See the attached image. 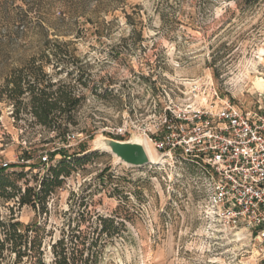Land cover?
<instances>
[{
	"label": "rangeland",
	"instance_id": "374dc122",
	"mask_svg": "<svg viewBox=\"0 0 264 264\" xmlns=\"http://www.w3.org/2000/svg\"><path fill=\"white\" fill-rule=\"evenodd\" d=\"M19 77L61 90L53 100L75 101L74 136L57 139L37 122L30 92L11 91ZM260 81L264 0L251 8L235 0H0V167L24 171V191L64 154L88 155L71 164L45 210L0 196V216L42 228L46 264H55L51 246L63 236L68 246L95 239L97 264H264L249 239L206 218L201 180L185 161L152 147L155 162L129 167L95 145L129 141L165 107L204 104L213 90L249 107L264 92ZM67 114L54 115L64 122ZM102 219L109 234L100 233Z\"/></svg>",
	"mask_w": 264,
	"mask_h": 264
},
{
	"label": "built area",
	"instance_id": "2783aa9c",
	"mask_svg": "<svg viewBox=\"0 0 264 264\" xmlns=\"http://www.w3.org/2000/svg\"><path fill=\"white\" fill-rule=\"evenodd\" d=\"M209 96L190 110L165 107L137 136L162 158L175 157L195 169L206 218L226 236L249 239L264 261V92L249 107L217 90Z\"/></svg>",
	"mask_w": 264,
	"mask_h": 264
},
{
	"label": "trees",
	"instance_id": "16d2710c",
	"mask_svg": "<svg viewBox=\"0 0 264 264\" xmlns=\"http://www.w3.org/2000/svg\"><path fill=\"white\" fill-rule=\"evenodd\" d=\"M235 1L251 8L261 0ZM24 81L27 83V87H24ZM12 83L13 88L11 91L17 98L23 96L26 92H30L32 95L30 107L37 122L51 131H56L57 139L68 141V137L71 135L69 128L74 122L72 111L76 108L75 101L73 102L68 97L66 100L51 99L54 93L63 94L61 90L50 91L52 84H48L41 89L39 83L28 82L22 77L13 80ZM17 107L18 113L20 106L17 105ZM56 112L68 113L64 122L54 115ZM55 152H58V150L54 151L53 155L56 154ZM84 152L85 150L70 156L64 154L63 158L57 164L52 165L48 173L42 176L38 188L27 186L24 191H22L21 186L17 185V181L24 178L25 172L8 173V168L0 167V196L6 197L8 200L17 198L19 207L31 206L36 209L39 205H42L43 210H45L47 199L55 188L61 185L62 176L70 175L71 164H82L87 160L88 155H82ZM26 158L24 157L27 161L31 159V157ZM29 168L32 169V165ZM10 189L14 193L9 191ZM102 222L100 233H106L108 232L105 225L107 221L102 219ZM41 231L42 228L37 224L24 226L14 216L10 218L0 216V264H46ZM74 237L75 239L81 238L80 235ZM88 243L87 239L83 238L79 244L73 243L74 246H68L66 237L63 236L51 246L55 264H97L99 254L94 250L96 247L95 239L89 245H87Z\"/></svg>",
	"mask_w": 264,
	"mask_h": 264
},
{
	"label": "water",
	"instance_id": "95a60500",
	"mask_svg": "<svg viewBox=\"0 0 264 264\" xmlns=\"http://www.w3.org/2000/svg\"><path fill=\"white\" fill-rule=\"evenodd\" d=\"M99 143L103 147L99 146ZM97 148L104 149L112 153L118 162L129 167H143L151 165V161L145 145L139 142L135 136L129 141H120L112 138H103L95 142Z\"/></svg>",
	"mask_w": 264,
	"mask_h": 264
},
{
	"label": "bare ground",
	"instance_id": "6f19581e",
	"mask_svg": "<svg viewBox=\"0 0 264 264\" xmlns=\"http://www.w3.org/2000/svg\"><path fill=\"white\" fill-rule=\"evenodd\" d=\"M259 84L261 85L260 87L264 86V85H262L261 81L259 82ZM135 137H136V139H138L139 142H142L145 145L146 150L148 152V155H149L151 161L155 162L156 158H155L154 151H153L152 146L150 145V143L146 142L143 138H141L139 136H135ZM99 146L103 147L101 143H99Z\"/></svg>",
	"mask_w": 264,
	"mask_h": 264
}]
</instances>
